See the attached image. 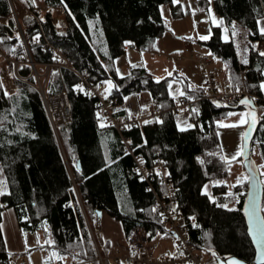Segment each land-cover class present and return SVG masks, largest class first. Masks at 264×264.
<instances>
[{
	"label": "trees",
	"instance_id": "obj_1",
	"mask_svg": "<svg viewBox=\"0 0 264 264\" xmlns=\"http://www.w3.org/2000/svg\"><path fill=\"white\" fill-rule=\"evenodd\" d=\"M23 1L31 9L37 7ZM42 4L48 10L36 11L37 19H24L26 42L14 37V21L0 24L1 47L19 63L16 92L5 96V87L0 89V164L8 185V193L0 196V264H13L1 228L5 208L14 210L23 234L38 240L27 253L47 251V264H57L60 257H68L72 264H101L88 223L99 211L120 221L126 236L139 227L146 231L149 242L171 234L154 193L134 175V158L118 132L100 122L97 99L85 92L74 71L67 68L51 71L46 81V97L64 91L72 115L70 123L57 131L53 128L29 64L32 60L41 71L44 64L57 62L47 44L61 50L74 70L85 71L97 82H111L114 87L109 96L115 104L128 94L151 93L161 113L139 123L142 143L135 132L132 136L148 162H165L177 189L175 212L194 220L187 224L188 244L215 257L253 260L255 249L243 214L248 176L232 188L223 181L229 176V163L219 154L217 126L229 110L251 109L250 105L227 106L220 99L208 98L204 90L188 89L181 76L157 82L141 64L131 65L124 75L117 72L116 59L128 46L156 50L169 27L160 7L169 5L173 19H179L184 16L181 4L173 0H42ZM198 5L202 12L212 8L224 24L213 26L211 37L198 43L224 64L232 89L245 85L254 92V86L264 81L260 71L264 57L250 53L254 73L243 82L231 24L237 21L251 30L254 39L264 41L259 31L264 0H199ZM56 7L65 10L68 27L64 32L52 24V8ZM10 15V1L0 0V18ZM172 79L182 82L186 92L182 99L191 102L187 106L190 127L184 131L178 128L179 111L169 91ZM252 104L258 108V103ZM120 115L125 111L117 110ZM255 129L253 150L259 152L260 163H256L264 184V111H259L253 132ZM237 160L242 161V156ZM207 185L211 195L205 190ZM262 211L264 214V199ZM42 239L45 241L39 243ZM101 255L104 257L102 251ZM105 264L131 261L106 260Z\"/></svg>",
	"mask_w": 264,
	"mask_h": 264
},
{
	"label": "built area",
	"instance_id": "obj_2",
	"mask_svg": "<svg viewBox=\"0 0 264 264\" xmlns=\"http://www.w3.org/2000/svg\"><path fill=\"white\" fill-rule=\"evenodd\" d=\"M9 1L11 5V15L9 17L0 18V24L8 25L9 21H14L16 23V29L13 32L14 37L18 40L26 42V28L23 24L24 18L30 17L37 19L36 11H41V9L37 7L35 9L26 8L20 0ZM52 10L54 11L52 19L53 26L58 32H64L68 27L64 8L56 7L52 8ZM233 24L236 28V35L234 36L235 53L240 69V76L243 82H246L249 81L254 71L250 53H256L259 55L260 51H264V41L254 39L252 32L248 27L241 25L237 21H233L231 26ZM47 47L51 48L52 52H54L57 62L44 64L45 72L43 76H39L36 71V64L33 63L32 60L29 61V64L32 68V74L36 78V87L44 100L49 118L55 131H57L61 126L70 123L72 121V115L64 91L57 97L50 99L46 97V81L51 71L60 72L61 68H67L74 71L85 92L91 97H95L97 99V113L102 121V124L116 129L123 143L134 158V175L147 183V188L151 190L156 197L157 206L162 216L163 223H165L168 229L176 235L174 238L179 248V254L176 256L164 255L157 259H152L147 252L149 239L146 231L140 227L135 228L131 234L126 237L128 244L134 249V253L130 259L131 264H203L202 256H199L195 249L187 242V224H192L194 220H187L181 214H177L175 212V207L178 203L177 189L171 180V175L169 174L165 162L160 159L148 162L144 154L140 151L141 149L138 145L136 146V141L132 136V133L138 128L139 123L145 118L129 117L127 115L117 116V110L112 108L102 93V90L106 87V83L104 81H94L85 71L74 70L70 65L69 60L61 52V50L53 48L48 44ZM152 54L155 56L158 53L156 51H152ZM186 57L187 56L182 53L168 55L169 60L176 59L177 61L185 60L187 59ZM190 59L199 63L202 69L206 71V87L209 90L207 96L208 98L220 99L225 105L230 107L237 106L245 99L254 101L255 103H258V105L264 107V96L255 91H250L245 85L239 88L238 91L237 89H232L230 84H227L224 89H219L215 80V76L218 73L211 71V60L206 54L197 53L195 55H191ZM244 60H247L246 64L243 63ZM18 64V62L12 60L3 51L0 44V80H2L5 89H8L7 92L9 94L11 93L8 76L6 75L4 68L11 65V68L13 69L12 72L15 77H18ZM190 103L191 102L188 99L183 98L181 99V102L176 103L175 110L179 111L180 107H187ZM113 104L115 103L113 102ZM160 113V108L151 109L150 114L146 118L159 116ZM95 220L98 223L100 222V218L97 216H95ZM88 223L90 233L99 254V260L101 264H105L106 259L101 255L100 251L102 250V245L99 242L101 237L100 231L95 229L91 221ZM13 264H18V262L13 260Z\"/></svg>",
	"mask_w": 264,
	"mask_h": 264
},
{
	"label": "rangeland",
	"instance_id": "obj_3",
	"mask_svg": "<svg viewBox=\"0 0 264 264\" xmlns=\"http://www.w3.org/2000/svg\"><path fill=\"white\" fill-rule=\"evenodd\" d=\"M199 0H180V4L184 10V19H173L169 21L168 30L165 32L164 36L158 41L156 52H159L157 55H153L152 51H141L138 49L133 48L132 46H128L126 52L116 59V67L119 70L121 75L126 74L128 68L134 64H141L145 66L152 74L155 80H161L163 78H167L166 73H169L173 70H177V74L181 76L183 79L187 78V76L180 75L182 71L187 72L188 80L190 81L188 89H201L205 92L209 93L208 88L206 87L207 75L206 71L202 69L199 63L195 60L190 59L191 55H195L197 53H204L208 57H210L211 64L210 69L214 68V66L218 65V59L212 57L209 51L203 47L201 44L198 43L197 40H201V36H208L211 37L213 31V26H220L224 27V24H220L219 22L222 19L216 15L211 8L208 12H202L199 10L198 5ZM211 1V0H210ZM20 2L27 8H30L23 0ZM37 8L41 9V11L48 10L47 7H44L42 4V0H36ZM45 9V10H44ZM54 12V11H53ZM26 18V17H25ZM24 18V19H25ZM188 23L192 27L191 33L188 35H179L180 33V25L181 23ZM263 24V23H262ZM224 38H227V35L224 31L223 34ZM208 38V39H209ZM176 53L185 54L187 59L182 60L181 62L177 61L176 59H168V55H173ZM162 54V55H161ZM12 66L9 65L8 67L4 68L6 75L8 76V83L10 88V93L14 94L16 92V78L14 73L12 72ZM36 65V71L38 72L39 76H43L45 72V67L43 65V69L38 71ZM179 69V70H178ZM215 72V71H213ZM218 74L220 72L216 71ZM183 74V73H182ZM106 87L102 90L104 96L107 97L108 102L112 106L113 109L125 111V115L129 117H138V118H146L149 114L151 109L156 108L152 95L149 91H142L137 93L128 94L123 97L121 103L113 104V99L110 98L109 94L111 88H109V82L106 81ZM264 83V81L258 83V88L260 89L259 85ZM112 84V83H111ZM37 85V83H36ZM171 88H169L170 94L175 99L176 103L181 102L182 95L181 92L186 93L182 82L178 80H171L170 81ZM5 87V86H4ZM8 91V89H6ZM107 90V91H106ZM264 94V91H262ZM263 110V109H262ZM260 112H262L260 110ZM243 114V116L241 115ZM245 122L240 124L241 120ZM102 123V121H100ZM250 122V112L248 109H231L228 111V114L223 117L221 120L217 122L218 126V137H219V147H220V156L224 157L227 156L231 163L229 164V176L224 179L223 181L228 184L229 188H232L235 185H239L244 182V177H247V174L243 167V162L237 160L242 154H239L238 146L243 143L242 141V134L245 133L248 125ZM233 125L237 124L236 127H221L220 125ZM190 126L189 122V112L187 107H180L179 114H178V128L187 129ZM236 155L237 158L232 160V156ZM253 157L255 161L260 163L259 160V152L258 149L255 148L253 150ZM0 191H3L4 194L8 193V185L6 181V177L2 166L0 164ZM206 192L211 195V187L210 185L206 188ZM1 196V195H0ZM11 219L13 227L18 229L21 234L23 235L26 247L34 248L38 240H30L28 237L29 235L23 234V232L18 228L16 224V218L12 214L11 218L6 217L7 223ZM9 227L12 228L11 224ZM13 236V230L11 232ZM45 239L39 241L44 242ZM148 249L153 251L156 250L158 255H167V256H176L179 254V248L176 244V240L171 234H164L162 236L157 237L156 239L152 240L147 245V252ZM101 251V250H100ZM41 253L39 250L31 251L22 257L26 259H30L31 254ZM149 253V252H148ZM199 256H202L203 264H219L216 257L206 251H196ZM160 256V257H162ZM19 259V257L13 254V260ZM22 258V259H23ZM42 264H45V261L42 257ZM41 264V263H40Z\"/></svg>",
	"mask_w": 264,
	"mask_h": 264
},
{
	"label": "crops",
	"instance_id": "obj_4",
	"mask_svg": "<svg viewBox=\"0 0 264 264\" xmlns=\"http://www.w3.org/2000/svg\"><path fill=\"white\" fill-rule=\"evenodd\" d=\"M160 13L161 16L166 20V21H171L173 20L172 16V11L169 5H162L160 7ZM184 16L179 18V20H183ZM263 23V24H262ZM259 26H264V18L259 21ZM192 27L188 25V23H181L180 25V33L179 35H188L191 33ZM198 41V40H197ZM156 51V50H155ZM159 53V52H157ZM160 55V53H159ZM162 55V54H161ZM181 62V61H179ZM179 70V69H178ZM212 71H218L220 74H217L215 77V80L217 82V85L219 89H224V87L229 84L228 82V76L225 72L224 64L219 61L218 65L214 66ZM171 73V75H169ZM169 73H166L167 78L171 77H177L179 76L177 74V70H173ZM183 73V74H182ZM180 75L187 76V78H184L185 81H187L188 87H189V80H188V74L185 71H182ZM254 73V71H253ZM252 73V75H253ZM251 75V77H252ZM250 77V78H251ZM172 80H177V79H172ZM180 81V80H178ZM181 82V81H180ZM195 89V88H194ZM192 89V90H194ZM198 90V89H195ZM255 92L261 94L264 96L262 91L258 88V84L254 86ZM182 97V96H181ZM251 109H248L250 112V119H252V114L254 113L256 120H258V113L259 111H264V107L261 105H258V108H256L252 103L249 104ZM263 109V110H262ZM188 129V128H187ZM135 135L137 137V141L142 143V133L139 128L135 131ZM209 185L206 186V188ZM205 188V190H206ZM12 214L16 218V224L19 228L17 217L15 215V212L13 209H4L3 211V218H2V223H1V228L3 232V236L6 242V246L8 251L11 254H15L19 257L17 258L16 261L18 264H42V257L43 260L45 261L47 259L48 253L45 250H39L41 253L37 254H31L30 259H24L22 256L27 254V250L29 247H26L25 241L23 238V235L21 232L13 227L11 219L9 220V223L6 221V217L9 216L11 218ZM91 223L94 225L96 230L100 231L101 237L99 239L100 244L102 245V252L106 260H120V261H130L131 256L134 253V249L128 244L126 240V234L123 228V225L120 221L108 216L107 214L103 213L102 217L100 218V222L98 223L95 220V217L91 219ZM9 224H11L12 228L9 227ZM20 229V228H19ZM13 230V236L11 235V232ZM148 254L152 259H157L162 255H158V252L156 250H149L148 249ZM23 258V259H22ZM57 263L59 262L60 264H72V261L68 257H63L61 258H56ZM45 264H47L45 262Z\"/></svg>",
	"mask_w": 264,
	"mask_h": 264
},
{
	"label": "water",
	"instance_id": "obj_5",
	"mask_svg": "<svg viewBox=\"0 0 264 264\" xmlns=\"http://www.w3.org/2000/svg\"><path fill=\"white\" fill-rule=\"evenodd\" d=\"M251 120L252 119H250L249 124ZM254 127L255 125L249 128L248 125L245 131V133H248V138L247 142L244 144L242 162L248 176V188L243 204V214L248 236L255 249V257L253 260L247 261L237 256H229L227 258L217 256L216 259L219 264H262V262H264V214L262 211L264 184L260 169L253 157V141L257 130L255 129L253 132ZM97 215L101 218L103 212L99 211ZM171 235L176 236L173 232Z\"/></svg>",
	"mask_w": 264,
	"mask_h": 264
},
{
	"label": "snow or ice",
	"instance_id": "obj_6",
	"mask_svg": "<svg viewBox=\"0 0 264 264\" xmlns=\"http://www.w3.org/2000/svg\"><path fill=\"white\" fill-rule=\"evenodd\" d=\"M26 2H30V3H32V4H34L35 3V0H26ZM173 3H180V0H173ZM220 24H222L223 23V21H220L219 22ZM59 26V25H58ZM224 31L227 33V31H228V29L227 28H225L224 29ZM259 31H260V34L261 35H264V26H261L260 28H259ZM232 35L233 36H235L236 35V28H235V25L233 24L232 25ZM18 38V37H17ZM209 37L208 36H201L200 37V39L201 40H207ZM36 39L38 40L39 39V37H36ZM259 55L260 56H264V51H260L259 52ZM243 63H247V60H244L243 61ZM132 67H136V65H132ZM260 71H262V72H264V69H260ZM117 72H119V70L117 69ZM169 75H171V73H169ZM157 82H159V80H157ZM111 87H114V85H112L111 84V82H109V88H111ZM259 87H260V90L261 91H264V83H261L260 85H259ZM169 88H171V85H169ZM0 89H4V85H3V82H2V80H0ZM81 90H83L82 88H81ZM239 90V87L237 86V91ZM107 91V90H106ZM4 95L5 96H8L9 95V93L7 92V90L5 89L4 90ZM180 95H184V93L183 92H181L180 93ZM105 98H107L106 96H105ZM242 103H244V104H251L252 103V101H250V100H247V99H245V100H243L242 101ZM242 116H243V114H241ZM3 121H2V119H0V123H2ZM245 121L242 119L240 122H238V123H240V124H242V123H244ZM256 117H255V115H254V113L252 114V120H251V123L249 124V128H252L255 124H256ZM146 123H148V122H146ZM221 127H236V126H238L237 124H233V125H224V124H221L220 125ZM190 127V126H189ZM180 130L181 131H184L185 129L184 128H180ZM247 138H248V133H243L242 134V141H243V143L241 144V145H239L238 146V149H239V154H242L243 153V148H244V144L247 142ZM223 160H225V162L226 163H231V161L229 160V158L227 157V156H224V157H221ZM237 158V156L234 154L233 156H232V160H235ZM201 163H203V161H201ZM79 170V169H78ZM243 179H247V177H244ZM206 187V186H205ZM2 194H4V192L3 191H0V195H2ZM174 211V210H173ZM255 238V237H254ZM53 255H56L55 253H53ZM61 259H63V257H60ZM262 264H264V262H262Z\"/></svg>",
	"mask_w": 264,
	"mask_h": 264
}]
</instances>
